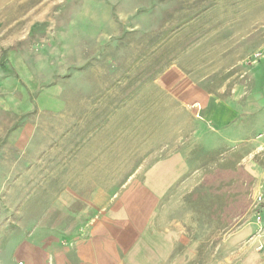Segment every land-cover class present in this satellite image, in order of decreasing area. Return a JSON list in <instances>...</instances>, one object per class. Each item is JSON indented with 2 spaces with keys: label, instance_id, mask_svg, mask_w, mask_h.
I'll use <instances>...</instances> for the list:
<instances>
[{
  "label": "crops",
  "instance_id": "0c3cea01",
  "mask_svg": "<svg viewBox=\"0 0 264 264\" xmlns=\"http://www.w3.org/2000/svg\"><path fill=\"white\" fill-rule=\"evenodd\" d=\"M221 1L215 25L173 33L172 61L170 40L156 59L133 61L147 78L129 106L101 110L121 98L115 53L114 91L76 102L71 86L66 106L39 103L18 140L3 141L0 264H195L201 246L186 236L184 198L217 176L218 156L236 148L237 165L264 186V27L239 14L245 0ZM186 30L200 42L187 47ZM262 206L260 220L224 234L226 264H264Z\"/></svg>",
  "mask_w": 264,
  "mask_h": 264
},
{
  "label": "rangeland",
  "instance_id": "374dc122",
  "mask_svg": "<svg viewBox=\"0 0 264 264\" xmlns=\"http://www.w3.org/2000/svg\"><path fill=\"white\" fill-rule=\"evenodd\" d=\"M198 1L0 0V158L3 141L18 140L20 129L33 124L32 110L39 103L43 106L54 99L66 106L71 86L74 90L71 101L76 102L86 95L114 91L116 82L120 81L114 69L115 53L122 54L118 57L122 62L118 65V69L122 68L121 98L115 103L105 101L101 110L129 106L147 78L145 67L135 66L133 61L138 58L137 63H142L146 58L156 59L166 40H170L169 59L172 61L177 50L172 44L178 37L174 32L186 27H209L211 22L215 25L216 1H222L202 0L201 5ZM240 7L243 12L239 14L245 19L249 17L248 21L257 18L259 26L264 27V0H245ZM165 27L169 29L168 35L162 34ZM185 32L183 37L191 41L186 43L187 47L199 43L203 37ZM210 49L208 45L206 51ZM261 56L255 54L249 61L255 62ZM261 66L260 78L264 76V65ZM132 68L137 70L134 83L128 77ZM158 71V67H153L149 75ZM84 78L88 89L77 91ZM60 108L52 104V110H64ZM85 109L88 110L86 106ZM239 158L236 148L235 154L219 155L217 176L206 179L203 187L184 198L186 236L201 246L195 264H209L211 251L213 255L216 246L218 264H226L220 247L224 234L256 218L254 196L257 193L264 196V186L242 171L237 165ZM232 161L234 167L226 164ZM257 163L264 171L261 158ZM13 179L10 181L14 182ZM1 183L0 175V215L6 196L3 194L6 189L1 192ZM1 227L0 222V236Z\"/></svg>",
  "mask_w": 264,
  "mask_h": 264
},
{
  "label": "built area",
  "instance_id": "2783aa9c",
  "mask_svg": "<svg viewBox=\"0 0 264 264\" xmlns=\"http://www.w3.org/2000/svg\"><path fill=\"white\" fill-rule=\"evenodd\" d=\"M264 203V196L260 193L255 194L254 196V214L256 215L257 220H260V214H261V206Z\"/></svg>",
  "mask_w": 264,
  "mask_h": 264
}]
</instances>
